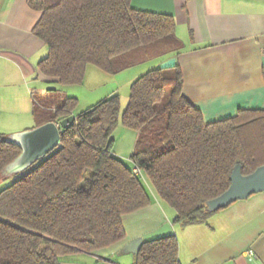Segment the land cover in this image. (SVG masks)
I'll return each mask as SVG.
<instances>
[{
  "label": "trees",
  "instance_id": "16d2710c",
  "mask_svg": "<svg viewBox=\"0 0 264 264\" xmlns=\"http://www.w3.org/2000/svg\"><path fill=\"white\" fill-rule=\"evenodd\" d=\"M29 3L41 13L34 29L49 49L40 70L61 86L82 84L88 64L117 73L143 64L148 46H157L155 57L181 48L174 15L136 8L132 0ZM155 65L132 81L123 110L116 93L77 112L61 143L0 190V264H60L119 241L123 216L151 201L145 177L175 208L176 222L205 221L207 201L228 188L237 162L245 174L264 163V109L206 122L183 94L179 65ZM50 89L52 102L35 100L36 125L75 112L76 96ZM120 124L138 131L133 165L113 151ZM4 136L0 178L21 151ZM134 264H181L176 235L145 242Z\"/></svg>",
  "mask_w": 264,
  "mask_h": 264
},
{
  "label": "crops",
  "instance_id": "0c3cea01",
  "mask_svg": "<svg viewBox=\"0 0 264 264\" xmlns=\"http://www.w3.org/2000/svg\"><path fill=\"white\" fill-rule=\"evenodd\" d=\"M132 6L174 15L181 48L158 56V62L176 57L183 94L206 122L241 109H264V0H132ZM40 14L29 0H0V132L5 135L36 125L33 86L45 95L59 86H47L51 81L40 70L49 51L34 29ZM139 67L126 77L129 91L143 72ZM126 70L114 74L120 77ZM90 71L101 74L88 64L84 81ZM124 150L122 144L113 148L120 157L127 155ZM149 190L150 203L123 216L122 239L64 256L60 264H134L136 255L125 246L166 222L177 237L181 264H264V190L188 224L176 222L175 208L153 187Z\"/></svg>",
  "mask_w": 264,
  "mask_h": 264
},
{
  "label": "water",
  "instance_id": "95a60500",
  "mask_svg": "<svg viewBox=\"0 0 264 264\" xmlns=\"http://www.w3.org/2000/svg\"><path fill=\"white\" fill-rule=\"evenodd\" d=\"M176 57L161 63L162 68H171L176 65ZM76 116L72 113L62 119L61 122L49 120L31 128L7 134L3 140L17 145L20 148L18 156L2 169L3 176H11L28 169L37 160L43 158L48 152L61 143L62 129L74 122ZM242 164L237 162L232 169L231 183L219 195L207 201L209 211L225 207L230 203L249 197L250 195L264 190V163L258 165L249 173L242 172ZM174 234L172 224L164 223L158 229L139 236L128 243L124 250L135 255L138 254L145 242L158 240Z\"/></svg>",
  "mask_w": 264,
  "mask_h": 264
},
{
  "label": "rangeland",
  "instance_id": "374dc122",
  "mask_svg": "<svg viewBox=\"0 0 264 264\" xmlns=\"http://www.w3.org/2000/svg\"><path fill=\"white\" fill-rule=\"evenodd\" d=\"M163 43V42H162ZM154 47L157 46H148L147 50L151 53L150 56H147L139 65L132 67V69H128L125 72H122L123 74L119 77L116 76L112 72H107L102 70L100 67H98L95 64H90L92 67H95L98 71H100L101 74H97L96 72L90 71L89 74L87 73L86 80L83 84H73V85H54V83H50L47 86L52 87L54 85L55 87H58L59 90L57 93L61 97L69 95V96H75L78 97V103L76 105V112H79L88 106L96 103L101 98H104L105 96L116 92L120 95V103H121V110H123L128 102L129 99V85L127 86L126 77L129 76L130 72H133L135 67L140 66L145 68L153 67L155 64H158L161 66V63H158L159 58L155 57L156 49ZM135 54V53H134ZM142 64V65H141ZM156 66V65H155ZM119 74V73H118ZM120 75V74H119ZM52 90V89H51ZM33 92L35 95L36 102L41 101L44 104H47V102H52V94L45 95L44 91L41 90L39 87L33 86ZM52 93V91H50ZM56 93V92H55ZM58 95V94H57ZM169 96V89L166 91V97ZM46 107V105H43ZM45 107H42L45 108ZM137 133L138 131L134 128L127 127L123 124H120L116 129L113 131V138H114V146L115 149L118 145L122 144L124 147V151L126 152V156L122 155V158L128 162L129 165H133V163L129 159V155L133 151L137 139ZM130 144L132 146V149H130ZM129 147V148H127ZM129 150H131L129 152ZM129 152V153H128ZM19 175L13 174L11 176H4L0 178V185L5 187L8 185L12 180L11 178L16 177ZM144 182L146 186L151 189L152 184L150 180L145 177ZM1 187L0 190L3 188Z\"/></svg>",
  "mask_w": 264,
  "mask_h": 264
},
{
  "label": "built area",
  "instance_id": "2783aa9c",
  "mask_svg": "<svg viewBox=\"0 0 264 264\" xmlns=\"http://www.w3.org/2000/svg\"><path fill=\"white\" fill-rule=\"evenodd\" d=\"M133 170H134L135 172H141V170H140L139 167H134ZM248 252H249V255H250L251 257L254 256V252H253L252 249H249Z\"/></svg>",
  "mask_w": 264,
  "mask_h": 264
}]
</instances>
